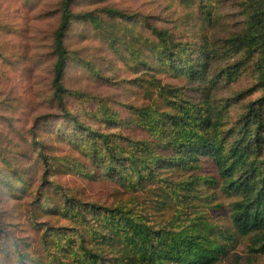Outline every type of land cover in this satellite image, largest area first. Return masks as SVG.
I'll return each mask as SVG.
<instances>
[{
	"label": "trees",
	"instance_id": "1",
	"mask_svg": "<svg viewBox=\"0 0 264 264\" xmlns=\"http://www.w3.org/2000/svg\"><path fill=\"white\" fill-rule=\"evenodd\" d=\"M172 1L186 21H195L197 30L187 38L175 26H155L154 17L103 0L83 10L77 9L81 0H55L42 16L56 23L42 104L59 113L57 137L84 158L86 166L72 169L86 181H106L133 195L108 205L87 203L55 183L52 157L37 128L48 127L51 115L39 117L28 140L21 131L14 133L16 142L0 139V196L30 197V207L49 217L40 221L26 213L38 234L37 251L0 217L1 252L8 258L0 264H221L237 258L229 256L236 237L246 240L248 256L264 258V0ZM226 7L231 12L225 14ZM227 17L238 19L230 24ZM75 24L87 27V39L98 40L112 62L121 63L126 77L117 82L136 89L140 103L115 110L107 99L65 87L74 67L91 82L111 84L116 82L104 73L119 71L68 46ZM247 73L251 83L242 89ZM222 92L228 96L214 99ZM83 101L94 108L72 111L71 102ZM150 188L158 191L163 208L174 211L172 218L138 215L136 197ZM49 189L58 198L43 203ZM218 198L228 201L226 226L206 217H185L187 225L176 221Z\"/></svg>",
	"mask_w": 264,
	"mask_h": 264
},
{
	"label": "rangeland",
	"instance_id": "2",
	"mask_svg": "<svg viewBox=\"0 0 264 264\" xmlns=\"http://www.w3.org/2000/svg\"><path fill=\"white\" fill-rule=\"evenodd\" d=\"M92 1L94 0H81L77 9H87ZM54 2L55 0H0V139L11 142L15 140L16 142L14 133L21 131L28 140L30 131H34L31 128H33L35 120L49 114L51 118L45 124L48 127L38 125L37 128H39L38 136L45 143L46 154L52 157L53 181L71 195L87 203L100 202L108 205L115 200L125 201L133 194H123L117 186L106 181H86L82 179L77 168L72 169L75 166H86L84 158L78 154L76 149L57 137V132L61 131V128H58L60 130L57 129V124H62L58 118L59 113L48 110L42 104L51 79L50 60L46 53L49 49L50 35L56 24L54 19H44L42 16L53 9ZM103 2L104 5L119 8L130 14L154 17L152 23L155 26L165 28L175 26L178 28V33H186V38L189 32L193 33L197 30L193 27L195 21H186L185 15L181 14L182 8L178 7L172 0H103ZM229 12H231V8L226 7L225 14ZM227 19L229 20L228 23L233 24L238 18L236 20L233 18V21L228 17ZM85 33H87V27L75 24L68 40V46L79 51L82 58L94 61L103 59L105 63L111 62L110 68L118 67L119 71L117 72L104 73L112 77L116 83L111 84L112 81L109 83L91 82L85 78V73L81 69L74 67L68 71L64 81L65 87L72 91H81L89 97L107 99L110 107L115 110L123 111L122 105L126 103H140L142 98L140 96L137 100L136 89L130 85L117 82L116 78L119 76L126 77L121 63H113L110 55L102 48V44L94 38L87 39ZM220 64L218 62L216 67H219ZM100 67L103 69L104 65L101 64ZM167 82H171L173 85H183V83L174 80H167ZM250 83V76L247 73L240 87L243 89L248 87ZM234 89L237 90L238 86H235L232 91ZM224 96H228V94L222 92L214 99H221ZM70 107L75 113L83 114L85 111L92 110L94 103L71 102ZM230 112L231 117L236 114L235 109H230ZM35 159L36 157L31 158L26 163ZM35 167L40 170L38 165ZM57 192L53 189L47 190L46 197L42 202L50 204L56 201ZM31 200L30 197H23L18 200L0 196V217H5L11 225L15 226L10 228L14 236L23 239L25 243H31L33 250L37 251L39 249L38 234L33 225L25 220L26 213L31 211L35 217H40V221H46V217L49 215L44 214L38 207L31 208ZM136 201L139 204V216L161 222L173 217L174 211L172 209L163 208L159 204V193L154 188H150L146 193L138 194ZM217 204H222L224 207L216 208L215 205ZM226 205H228V201L221 198L210 205L199 203L198 209L187 210L181 216H175L178 218L176 221L179 225H187L190 223L183 221L185 217H189L188 220L206 217L211 223L226 226ZM4 241L3 235L0 234V261L6 262L8 258L1 252ZM245 244L246 240L236 237V243L229 256H236L237 258L227 259L221 264H264V258H253L246 254ZM38 254V257L44 258L45 254L41 250L38 251Z\"/></svg>",
	"mask_w": 264,
	"mask_h": 264
}]
</instances>
